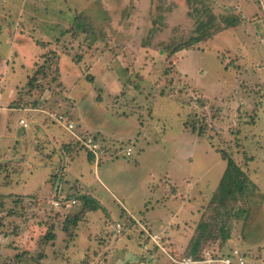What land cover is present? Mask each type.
Listing matches in <instances>:
<instances>
[{"label": "rangeland", "instance_id": "rangeland-1", "mask_svg": "<svg viewBox=\"0 0 264 264\" xmlns=\"http://www.w3.org/2000/svg\"><path fill=\"white\" fill-rule=\"evenodd\" d=\"M238 6L256 14L242 20ZM242 34L255 36L247 50L259 59L225 95L223 74L244 53L219 47L241 48ZM263 39L264 0H0V108L16 109L0 137V264H181L193 243L240 248L264 264V86L249 79L264 71ZM234 91L251 108L233 103ZM39 107L79 130L101 124L107 136L85 130L101 162ZM22 117L31 132L12 136ZM222 153L248 180L224 203ZM55 189L76 203L53 209ZM82 197L99 207L89 211ZM149 217L168 220L165 231ZM128 240L141 247L130 262L117 257Z\"/></svg>", "mask_w": 264, "mask_h": 264}, {"label": "crops", "instance_id": "crops-1", "mask_svg": "<svg viewBox=\"0 0 264 264\" xmlns=\"http://www.w3.org/2000/svg\"><path fill=\"white\" fill-rule=\"evenodd\" d=\"M238 9H239V12H240V16L242 17V20L243 19H249V18H251L253 15H255L256 13H251L250 15L248 14V15H246L245 14V12H243V10H242V7L241 6H238ZM237 23H236V21L231 25V26H235ZM251 26V25H250ZM261 26L262 25H259L258 23H257V27H255L256 29H261ZM242 28H245V27H243V26H241ZM237 28H238V26H237ZM237 28H233L232 30H236ZM235 32H237V31H235ZM241 32H242V30H241ZM261 32V31H260ZM262 33V32H261ZM225 34H227V33H225ZM258 34H260L259 32H258ZM241 35V34H240ZM229 36V35H228ZM242 36H243V40H241L240 42H239V44L240 45H242L241 46V48L240 47H237V45H238V43L235 45V46H228V45H225L226 47H224V46H221V47H219L220 49H222V50H224V51H231L232 53H237V52H239V53H244V54H240V55H238V56H235V57H233V58H237L238 60H236L233 64L235 65V67H236V71H235V69H233L232 71H230V69L228 68L226 71H225V64H223V69H224V71H225V73L224 74H226V75H224L223 74V77L225 78V86H224V91L222 92H220V93H223V94H225V95H229L230 94V92H232L231 91V89H230V84H231V82H234L233 80L234 79H236V81H238L240 78L241 79H245V77H247V75H246V73H247V70H248V68H252V66H253V64L254 63H256V61L258 62V59H259V57H258V55L257 56H255V54L254 53H252L254 50L253 49H251V50H247V46L248 45H251L250 47H255V45H254V43H256L257 41H256V38H255V36L253 37L252 35L251 36H248V35H245V34H242ZM229 37H231V36H229ZM248 37H250L249 39H248ZM224 38V37H223ZM234 38V37H233ZM232 38V39H233ZM217 42V41H216ZM258 43V42H257ZM263 44H264V39H263ZM243 46H246V48H244L243 49ZM213 47H215V46H213ZM230 47H232V48H230ZM231 55V53L230 54H228L227 56L228 57H226L227 59H226V61L225 62H231V60H233V58H231V57H229ZM183 57L182 58H180L179 57V61L177 62V67H178V64H179V62H180V60H182L185 56H186V54H184V55H182ZM242 62L241 64H239V63H237V62ZM245 61H247V62H249L248 64H246L245 63ZM251 65V66H250ZM241 67L243 68H246L245 69V71H243V69H241ZM221 68V67H220ZM222 69V68H221ZM177 70H178V72H181L182 74H184V75H186L185 74V72L182 70V69H179V67L177 68ZM238 70L241 72L240 73V75H238L237 73H238ZM232 72V73H231ZM228 75V76H227ZM230 77H231V80H230ZM250 78L249 79H253L252 81H254V84L257 86L258 84H261L262 86H264L263 85V83H264V71H257V72H255V71H250V76H249ZM227 79H229V80H227ZM261 79V80H260ZM255 80L257 81V82H255ZM229 81V82H228ZM231 81V82H230ZM235 81V82H236ZM234 82V83H235ZM233 83V84H234ZM237 84V83H236ZM238 87V86H237ZM245 91H239V92H233V94H235L234 95V102L233 103H235L236 105H237V100H240V99H242V101L246 104V105H248V107L249 108H251L250 107V105L248 104L250 101H251V98H248V97H246V93H244ZM219 93V94H220ZM9 94V97H10V99L12 100L13 98H14V96H13V92L12 91H10V92H8L7 93V95ZM207 99V98H206ZM233 100V99H232ZM232 102H227V105L228 104H231ZM34 109V108H33ZM33 109H28L27 111H33ZM43 108H38V110H34V112H39V113H41L43 116H45V118L48 116V114H47V112L48 111H44V109L42 110ZM236 109H237V106H236ZM8 110L9 111H15L16 109H1L0 108V137H1V131L2 130H8L7 128H10V126H8L7 127V112H8ZM263 115H264V113H263ZM42 118V117H41ZM29 119H31L32 120V118H29ZM20 120H25V122L27 123V119L24 117H22V118H20L19 119V121ZM19 121H18V126L20 127V131H18V132H16V133H14V131L12 130V129H10V132L13 134L12 136H18V135H20L21 133H23V134H28V132L27 131H29V132H31V130H32V127H33V125L32 126H30V128L28 127L27 129H25V130H23V127L19 124ZM52 121V120H51ZM72 121V120H71ZM37 122H39V121H37ZM41 122V121H40ZM94 122V121H93ZM92 121H91V123L89 124L88 122H87V124L84 122V121H82V124L84 123V127H85V129H78V131L80 132V133H82V134H87L86 133V131L85 130H87V128H89V130H90V132H93V133H95V134H102V135H104V136H107V134L104 132V129H103V127L101 126V124H95V125H93L92 126V123H93ZM52 123H54L53 121H52ZM34 124H36V123H34ZM77 124V123H76ZM138 124V126H140L139 128L140 129H143V127L139 124V123H137ZM43 125V124H42ZM54 125H56L68 138H67V140L66 141H68L69 143H72V144H74L75 142H73L72 140H71V137L69 136V134L65 131V130H63L62 128H60L57 124H55L54 123ZM78 125V128H80L79 127V123L77 124ZM40 126V125H39ZM43 127L45 128V130H47V132L49 133V137L51 138V140L54 142V143H56V144H58V143H60V142H62V144H63V136H60V135H58L56 132H54L55 131V129H53V131H52V126L50 127L49 125H43ZM90 127H93V128H90ZM39 129V128H38ZM38 129L36 130V132L38 131ZM81 130H82V132H81ZM25 132H27V133H25ZM15 134V135H14ZM37 134V133H36ZM95 134H93L94 136H96ZM7 136H10L9 135V133H7L6 134V137ZM24 138V137H23ZM14 139V137L11 139V140H13ZM8 140V139H7ZM96 141H97V139H96ZM14 142H16V140L14 139ZM77 145V144H76ZM80 146V145H79ZM81 147V146H80ZM87 154H88V158L91 160V161H94V165L96 166L97 164H99L101 161H99V157H100V155H101V153H100V155H99V153H98V159L97 160H95V158L93 157V155L92 154H89L88 152H87ZM73 155H75V154H73ZM72 155V156H73ZM125 155H126V152H125ZM130 156V155H129ZM68 157V156H67ZM101 160V159H100ZM60 171H61V169L59 170V173H60ZM62 174V173H61ZM55 185H59V184H55ZM63 185V184H62ZM75 185L77 186V185H79L78 187H80L81 185L78 183V182H75ZM81 194H84L85 196H88L86 193H80V195ZM89 199V198H88ZM92 200H94L98 205H100L94 198H92ZM149 219V221L151 222H149L150 224H151V226H152V228H153V231H156V232H159V233H161L162 231H165V229H166V221H168V220H166V221H164V222H158V221H156L155 222V220H151V218L149 217L148 218ZM173 219H176V216H174V218ZM127 243H126V245L124 246V248H122V249H120L119 251H118V253H120V255H118L117 257H119V256H121L122 255V253H125L126 254V262H130V261H134V260H136V259H138V255L140 254V249H141V247H139V246H136L135 245V243H132V242H130V240H128V241H126ZM247 244H249L248 242H247ZM257 245H261L262 247H264V232L262 233V236H261V239H260V241H259V243L257 244ZM254 247V246H253ZM90 248H94V245L93 244H90ZM97 248H103L102 246H99V245H97L96 246V249ZM114 248V246L111 248V249H113ZM231 248V246H229V247H225V251H227V250H229ZM115 249H117V247H115L114 248V250ZM124 255V254H123ZM124 257H125V255H124ZM124 257H123V259H124ZM262 264H263V262H262Z\"/></svg>", "mask_w": 264, "mask_h": 264}, {"label": "built area", "instance_id": "built-area-1", "mask_svg": "<svg viewBox=\"0 0 264 264\" xmlns=\"http://www.w3.org/2000/svg\"><path fill=\"white\" fill-rule=\"evenodd\" d=\"M258 1L261 2V0ZM48 117L60 128L65 130L69 134L73 142L79 144L86 151L92 154L95 160L98 159L99 146L94 136L80 133L78 131V125L71 121L63 113L48 114ZM19 124L23 128L27 127V123L25 122V120H20ZM130 154L131 149L128 148L126 150V155L129 156ZM54 193L55 198L52 199L51 204L53 206V209L57 211L63 209L67 210L76 203L75 200H68L66 196L60 194V191L58 189H55ZM146 234L153 244L161 248L159 237H156V235H150L149 232H146ZM179 262L181 264H250L249 257L240 248H230L227 251L224 250L217 253L210 250H205V252L200 256L199 259L185 257Z\"/></svg>", "mask_w": 264, "mask_h": 264}, {"label": "trees", "instance_id": "trees-1", "mask_svg": "<svg viewBox=\"0 0 264 264\" xmlns=\"http://www.w3.org/2000/svg\"><path fill=\"white\" fill-rule=\"evenodd\" d=\"M201 41L202 40L200 38H196L193 41H191L189 45L192 46ZM221 156H222V159L226 161L225 172L219 183V185H222L221 186L222 188H220V192L223 194V196H221L220 198V200L222 201L220 202L224 203L226 202V200L229 199L228 197H231L235 194L234 193L235 191L241 194L248 180H247L245 173L240 169L239 166L235 164V162L228 155H226L225 153H222ZM82 198L84 199V203L88 206L89 211H94L99 207V205L94 200L88 199L87 197H82ZM222 238L225 241L228 238V235H224ZM223 240L222 242H224ZM197 244L198 243H193V246H194L192 248L193 250L190 251L189 255H186L187 257L193 258V259H199L200 256L205 252V250H210L212 252L217 253V252H222L225 249V247H222L221 245H214L213 247L206 248L205 250L200 252V250L197 249L198 248Z\"/></svg>", "mask_w": 264, "mask_h": 264}]
</instances>
